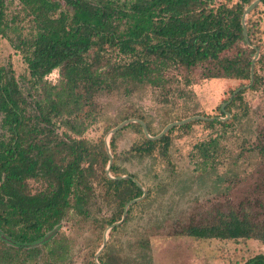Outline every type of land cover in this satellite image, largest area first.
Segmentation results:
<instances>
[{
	"label": "trees",
	"instance_id": "16d2710c",
	"mask_svg": "<svg viewBox=\"0 0 264 264\" xmlns=\"http://www.w3.org/2000/svg\"><path fill=\"white\" fill-rule=\"evenodd\" d=\"M253 1L18 0L32 30L28 37L10 40L6 0H0V36L9 39L22 55L29 75L28 87L23 89L11 68L0 65V233L11 240L0 250V264L34 260L37 264H69L73 242L57 236L62 221L94 222L93 228L100 233L120 220L129 201L142 196L132 179L143 187L142 181L134 176L107 178L108 154L103 139L92 142L84 138L97 119L98 94L130 95L147 86L163 98L176 91L187 95L186 90L193 85L189 76L197 73L202 79L237 81L236 90L249 85L251 61L258 50L253 84L225 106L228 120L218 119L225 117L220 106L219 117L193 115L213 120L174 127L158 140L147 139L139 124L124 126L141 133V140L127 152L129 157L164 161L169 159L174 130L187 131L196 123L218 127L214 137L196 145L204 171L208 162L217 159L220 140L248 114L244 94L257 90L263 82L264 44L254 39L258 31L251 17L264 0L245 21L249 45L242 34L241 17ZM52 71L58 74L53 83L46 79ZM234 107L237 113L232 114ZM135 119L145 123L150 136L157 135L142 117ZM109 149L110 173L121 177L124 174L118 172L114 136ZM257 150L264 158V144ZM37 177L47 182V188L32 195L26 182ZM97 187H101L104 200L118 208L108 220L97 221L91 216L89 205ZM135 205L128 208V215ZM127 214L122 224L129 220ZM55 228L58 231L48 241L31 248ZM185 235L197 240L255 239L264 243V225L253 223L246 214L230 212L209 226L188 227ZM4 241L0 239V243ZM135 246L138 254L126 256L122 264H153L149 241L141 239ZM83 250L91 256L95 253L89 245ZM98 262L109 264L102 257ZM243 264H264V254Z\"/></svg>",
	"mask_w": 264,
	"mask_h": 264
},
{
	"label": "rangeland",
	"instance_id": "374dc122",
	"mask_svg": "<svg viewBox=\"0 0 264 264\" xmlns=\"http://www.w3.org/2000/svg\"><path fill=\"white\" fill-rule=\"evenodd\" d=\"M6 19L10 23L7 32L10 40L30 35V18L22 12L18 0H6ZM251 20L258 31L254 39L262 45L264 4ZM9 39L0 36V65L9 66L24 89L28 87V70L22 55ZM199 76V73L189 76L193 85L186 90L189 91L187 95L176 91L163 98L147 86L138 87L130 95L121 92L98 94L95 98L97 119L87 128L84 138L92 142L102 138L104 144L107 140L109 145L108 134L125 121H122L124 117H142L157 135L168 121L176 122L197 114L219 117L218 108L228 100L239 82ZM262 76L261 86L243 96L248 106L247 116L227 130L220 140L217 159L208 162L205 171L196 145L214 137L218 127L211 129L196 123L187 131L174 130L169 159L165 161L127 155L132 145L141 140V133L132 127H123L113 135L118 172L141 180L147 192L143 203L133 204L135 206L127 214V223L115 227L111 236L109 231L107 244L99 255L103 261L122 264L126 256L138 254L135 242L141 239L150 243L153 264H243L255 255L264 254V243L255 239L197 240L185 235L188 227L209 226L230 212L240 216L246 214L253 223L264 225V158L257 154V148L264 144V71ZM231 113H237L235 107ZM26 186L27 192L34 195L44 191L47 182L37 177L28 180ZM93 187H96L95 183ZM104 198L101 187H97L89 205L91 216L97 221L110 219L118 209ZM93 224L62 221L57 236L69 237L73 242L69 264H96L95 254L102 246L106 229L99 233ZM0 234V239L5 240V244L0 243V250H3L11 240ZM38 242L31 248L40 247L35 245ZM84 245L95 251L93 256L83 250ZM2 257L6 259L7 256ZM28 264H37V261Z\"/></svg>",
	"mask_w": 264,
	"mask_h": 264
},
{
	"label": "water",
	"instance_id": "95a60500",
	"mask_svg": "<svg viewBox=\"0 0 264 264\" xmlns=\"http://www.w3.org/2000/svg\"><path fill=\"white\" fill-rule=\"evenodd\" d=\"M261 0H254L248 7H246L243 11V14H242V17H241V25H242V28H243V37H244V40L246 42L247 45H249V41H248V36H247V32H246V26H245V21H246V18L247 16L255 9V7L260 3ZM259 57V52L258 50L256 51L255 53V56L254 58L252 59L251 61V66H250V83L249 85L247 86H242V87H239L238 89H236L232 96L228 99L227 102L223 103L220 107L221 111L224 112L225 114V117L224 118H218L220 121H226L230 118V115L228 113H226L224 111L225 109V106L227 104H229L232 100V97L235 96L238 92H240L241 90L243 89H246V88H249L252 84H253V71H254V64H255V61L258 59ZM196 120H213V118H205V117H202V116H192V117H188L186 119H183L181 121H176V122H172V123H169L167 124L163 130L156 136H150L148 134V131H147V128H146V125L144 122H142L141 120H138V119H128V120H125L123 122H121L120 124H118L115 128H113L110 133L108 134V138H111L116 132H118L119 130H121L124 126L128 125V124H132V123H136V124H139L142 128V131H143V134L144 136L149 139V140H158L160 139L161 137H163L168 131H170L171 129H173L174 127H179V126H183V125H186L190 122H193V121H196ZM105 147H106V151H107V154H108V164L106 166V169H105V173H106V176L107 178L111 179V180H121V179H128L130 178L129 176H121V177H112L110 175V166L112 165V156L110 154V151H109V145H108V141L105 140ZM136 184L137 186L142 190V196L140 198H137V199H134V200H131L129 201L123 208V212H122V217L121 219L116 222V223H113L111 224L110 226H108L106 228V230L104 231V234H103V239H102V246L100 247V249L98 250V252L95 254V262L96 264H99L98 262V257L100 255V253L103 251V249L105 248L106 244H107V236H108V233L109 231H111L113 228L119 226L125 219L126 217V214H127V210L128 208L133 205L134 203H137V202H140L142 201L145 196H146V191L143 189V187L138 183V181H136L135 179H132ZM58 231L57 228H55L52 232H50L49 234H47L45 237H43L41 239L40 242L36 243L35 245H41L42 243L48 241L52 236H54V234Z\"/></svg>",
	"mask_w": 264,
	"mask_h": 264
},
{
	"label": "built area",
	"instance_id": "2783aa9c",
	"mask_svg": "<svg viewBox=\"0 0 264 264\" xmlns=\"http://www.w3.org/2000/svg\"><path fill=\"white\" fill-rule=\"evenodd\" d=\"M58 77L57 71H52L49 75L46 76L48 81H55Z\"/></svg>",
	"mask_w": 264,
	"mask_h": 264
}]
</instances>
